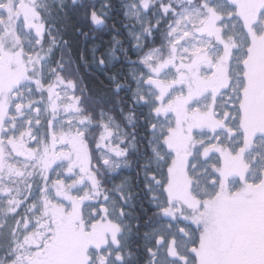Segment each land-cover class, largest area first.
I'll use <instances>...</instances> for the list:
<instances>
[{"label": "snow or ice", "instance_id": "1", "mask_svg": "<svg viewBox=\"0 0 264 264\" xmlns=\"http://www.w3.org/2000/svg\"><path fill=\"white\" fill-rule=\"evenodd\" d=\"M0 264H264V0H0Z\"/></svg>", "mask_w": 264, "mask_h": 264}]
</instances>
